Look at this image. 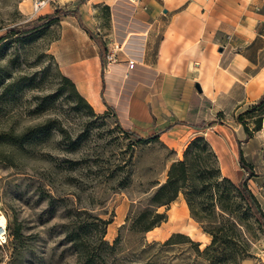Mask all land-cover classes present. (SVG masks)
Returning a JSON list of instances; mask_svg holds the SVG:
<instances>
[{
    "label": "rangeland",
    "instance_id": "rangeland-1",
    "mask_svg": "<svg viewBox=\"0 0 264 264\" xmlns=\"http://www.w3.org/2000/svg\"><path fill=\"white\" fill-rule=\"evenodd\" d=\"M64 1L0 0V264H264V222L203 141L147 140L63 75L50 45L81 0ZM109 12L91 32L105 68ZM245 184L264 220V186Z\"/></svg>",
    "mask_w": 264,
    "mask_h": 264
},
{
    "label": "crops",
    "instance_id": "crops-1",
    "mask_svg": "<svg viewBox=\"0 0 264 264\" xmlns=\"http://www.w3.org/2000/svg\"><path fill=\"white\" fill-rule=\"evenodd\" d=\"M102 7L110 10L102 38L118 47L107 68L91 35L101 34ZM74 9L50 51L87 101L112 107L124 127L161 130L158 140L174 150L202 137L223 179L264 186V118L259 130L247 125L250 135L236 120L264 95V0H81ZM131 56L140 60L129 70Z\"/></svg>",
    "mask_w": 264,
    "mask_h": 264
},
{
    "label": "trees",
    "instance_id": "trees-1",
    "mask_svg": "<svg viewBox=\"0 0 264 264\" xmlns=\"http://www.w3.org/2000/svg\"><path fill=\"white\" fill-rule=\"evenodd\" d=\"M93 38L95 39V41L99 45L101 60H102L103 66H104V62H103L104 61V52H105L104 46L102 45V43L100 42L99 39H97L96 37H93ZM262 118H264V95H262V97L256 103L249 105L242 113L238 114L236 117V120L244 126L245 131L247 132V134L250 135L251 131L249 130L247 125L249 123H252L253 124L252 130L253 131L259 130L261 127ZM160 133H161V130L157 131L156 135L148 137L147 140H151L152 138L158 139V134H160ZM198 141H203L204 148H207L209 150L207 143L204 141V139L202 137H196L189 142V144L187 145V147L184 151V154L192 146H194L196 144V142H198ZM238 162H239L240 167L243 168V170L247 173V178H250L251 176L254 175L253 171H252V166L250 164H247L244 161L240 151H239ZM184 164H185L184 161H177L171 165V169L176 167V166H184ZM233 187L236 189V191L238 192V195L241 199L247 200V202L252 203L255 206L259 222H261V223L264 222V220H262L260 210L258 209V207L255 204L256 203L255 199H254L253 195L251 194V192L249 191V189L247 188L245 182H242L237 186L233 185ZM179 191H180V188H178L176 190L175 197L178 195Z\"/></svg>",
    "mask_w": 264,
    "mask_h": 264
},
{
    "label": "built area",
    "instance_id": "built-area-1",
    "mask_svg": "<svg viewBox=\"0 0 264 264\" xmlns=\"http://www.w3.org/2000/svg\"><path fill=\"white\" fill-rule=\"evenodd\" d=\"M47 0H32V4H31V9H32V13H37L45 4H46ZM106 65L107 67H109L110 65H112L113 63H115V55L114 53H109L106 55ZM137 64V58L134 56H131V59H128L126 61V67L127 69L131 70L133 69V67ZM126 127V126H125ZM127 129H130L127 126ZM7 240V235H6V229L5 226L3 228H1L0 230V245H3L6 243Z\"/></svg>",
    "mask_w": 264,
    "mask_h": 264
},
{
    "label": "bare ground",
    "instance_id": "bare-ground-1",
    "mask_svg": "<svg viewBox=\"0 0 264 264\" xmlns=\"http://www.w3.org/2000/svg\"><path fill=\"white\" fill-rule=\"evenodd\" d=\"M138 58V57H137ZM112 71V70H111ZM111 71L109 70L108 73H111ZM120 71V70H119ZM125 77V76H124ZM122 89V88H121ZM113 95V93L111 94V96ZM6 220L5 217L0 213V230L1 228H3L5 226Z\"/></svg>",
    "mask_w": 264,
    "mask_h": 264
},
{
    "label": "water",
    "instance_id": "water-1",
    "mask_svg": "<svg viewBox=\"0 0 264 264\" xmlns=\"http://www.w3.org/2000/svg\"><path fill=\"white\" fill-rule=\"evenodd\" d=\"M195 88L200 91L199 86L197 84L195 85Z\"/></svg>",
    "mask_w": 264,
    "mask_h": 264
}]
</instances>
